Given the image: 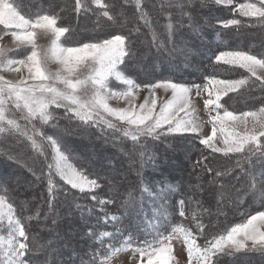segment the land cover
Wrapping results in <instances>:
<instances>
[{"label":"snow or ice","instance_id":"1","mask_svg":"<svg viewBox=\"0 0 264 264\" xmlns=\"http://www.w3.org/2000/svg\"><path fill=\"white\" fill-rule=\"evenodd\" d=\"M145 3L146 0H123V4L135 8L134 17L129 18L122 6L118 10L117 5L108 0H74L72 10L77 15L96 10L94 27L105 35L70 44L68 41L74 30L71 25L60 23L62 17L59 12L25 14L16 0H0V26L10 30L3 34H10L15 50L23 53L19 57H10L8 53L13 49L0 44V73L27 70V76L15 81L0 74V144L9 138L27 144L31 156H26L23 151L16 155L5 151V154L10 160L20 163L37 182L45 183L49 211L54 206L57 194L63 191L67 196L70 188L86 194L95 203V211L101 213L97 217V224H112L114 231L89 229L88 236L98 242L103 251H93L92 259L87 264H107L111 255L127 248L138 252L142 260L146 259V264H170L175 234L183 237L188 264H220L223 256L233 257L242 252L264 254V210L247 215L242 222L212 234L205 231L209 225L203 219L204 215H226L225 206L242 203L248 196L259 200L264 206V169L254 172L244 168V164L251 166L253 157L264 159V100L259 108L239 113L230 111L226 106L227 101L221 102L223 97L232 99L229 93L239 94L241 90L251 92L257 86L264 89V55L258 57L251 54L250 50L219 51L215 55L217 65L243 69L248 73L238 79H220L212 75L205 77L207 82L203 85H188L172 79L137 83L127 72V61L135 55L132 35L139 34L140 28L134 24L127 34L112 29L126 27L130 20L142 22L152 37V46L157 50L165 48V42L153 26V17ZM213 3L225 6L235 4V13L250 18V21H243L234 16L218 21L224 29L235 28L239 31L242 26H264V0H244L241 3H236V0H213ZM159 5L166 19L161 27L168 42H172L178 26H183L185 20L189 28L199 31L193 16L194 0H159ZM173 7L178 10V20L169 10ZM63 11L65 9H61ZM41 34L50 38L47 47L37 43L38 35ZM2 38L0 36V40ZM179 51L188 54L186 47ZM50 63L58 65L55 71L49 69ZM114 85L123 87L117 90ZM193 89L197 96L201 91L207 92L203 105L209 112L211 133L200 138L199 143L209 150V155H203L197 164H203L202 170L206 173H214L208 183L217 186L214 193L215 213L211 208L202 207L199 211L193 209L189 212V206L193 204L192 197H181L172 205L169 198L177 191L175 185L165 181L149 182L142 178L139 185L141 201L136 200L132 190H126L127 196L120 201V206L126 214L131 215L146 197L152 200L154 211L151 219L146 214L144 227L136 226L137 231L145 233L143 240L133 231L125 235L126 230L119 226L121 218L107 210L108 205L117 203L115 197L121 195L116 185L109 181L111 189L115 191L110 196H101L98 192L102 187L99 177L90 173L85 164L78 166L72 162V155L63 142V134L86 133L93 127L112 130L124 139L130 138L134 146L141 147L143 167L146 155L143 149L146 146L142 141L200 133L201 125L192 116L195 111L191 105ZM143 90H147L148 95L137 103L139 92ZM157 90H163L166 94L170 92V96L162 99L159 105ZM111 100H122L126 106L113 107L109 103ZM58 109H64V118L70 124L73 119L78 121L75 129H59ZM114 121L124 127H117ZM45 127L57 131L48 134L44 131ZM215 153L229 159L236 156L234 166L223 171L214 169L210 155ZM147 162L155 167V158L151 154H148ZM234 168H239L242 174L247 175L246 186L236 188L235 185L220 183L218 178L230 175ZM239 179L237 176L236 180ZM7 183L0 177V186ZM135 187L130 186L132 189ZM195 203L197 206L201 204L200 201ZM75 207L82 213L87 211L91 214L93 211L80 203H75ZM170 208L173 211L178 209L180 217L190 219L192 227L184 223L172 224L169 219ZM39 218L40 211L37 209L34 216L21 219L7 191L0 194V264H40L34 259V254L43 251L46 246L37 243L25 223V220L38 221ZM193 229L196 230L195 234ZM198 237L202 243H198ZM47 243L51 245L52 241ZM99 255H103V259H98ZM44 264L51 262L46 260ZM81 264L85 262L82 260Z\"/></svg>","mask_w":264,"mask_h":264},{"label":"rangeland","instance_id":"2","mask_svg":"<svg viewBox=\"0 0 264 264\" xmlns=\"http://www.w3.org/2000/svg\"><path fill=\"white\" fill-rule=\"evenodd\" d=\"M109 1V0H108ZM212 1L213 0H209ZM237 2V1H236ZM20 3V10L21 8L26 11V14L35 13L37 11H33L35 8L40 11H52V12H59L62 21H60L63 25H71L74 32L72 36L69 38L68 43L75 44L78 42H87L90 39L98 38L100 36L105 35L104 32L97 30L94 27V22L96 19L95 16V9L93 11L88 12L86 14L83 13L82 19H77L74 16L73 7L71 8V4L73 3L71 0H19ZM64 3V7H61V4ZM66 4V7H65ZM22 5V6H21ZM221 7H216V11H222V7L224 8L225 12L230 11L232 8L235 7V4L225 6L220 5ZM67 8L65 10L68 14L69 20H64L65 14L61 12V9ZM201 13L205 12L204 6L198 7ZM60 9V10H59ZM22 11V10H21ZM194 11L198 14V18H201L200 12ZM155 13V12H154ZM235 13V12H234ZM157 14V13H156ZM178 14V13H177ZM238 14V13H236ZM134 15V13H133ZM176 15V13H175ZM158 17V15H157ZM175 19H178L179 16H175ZM158 20V19H156ZM214 20V19H213ZM212 21V20H210ZM131 22V20H130ZM136 25L140 28L139 34H133L132 40L134 41L133 48L135 55L132 59L127 61V72L129 75L134 77L137 83L144 84L155 82L157 80L163 79H170L169 76H154L153 68L150 62H146L144 60V55L151 56L152 42L148 39L146 35V31L139 21L131 22L126 27H118L116 29H112L113 31H119L124 34H127V30L133 25ZM163 30V29H161ZM10 31V30H9ZM177 32L174 34V38H178ZM2 40H0V44L5 46L9 49H14L15 45L13 43L11 35H4L2 36ZM247 37V36H246ZM49 37L46 35H38L37 43L43 47H47L49 44ZM246 39V38H245ZM244 39V40H245ZM164 40L167 41V38ZM249 43V42H248ZM247 41H244L245 46H249L253 49L254 53H257V48L262 46L264 48V31L260 32V35H257L253 38L252 44L249 45ZM167 50H173L172 47L168 46L167 41ZM258 45V46H257ZM173 46V45H172ZM213 53L218 54L217 45L212 46ZM169 51V52H171ZM10 57H19L22 56L23 53L17 50L10 51L8 53ZM213 57V54H212ZM191 58V57H190ZM189 59V58H188ZM196 60L195 58H193ZM198 62V61H197ZM200 66L203 67L202 64ZM49 69L55 71L58 67L56 63H50L48 65ZM190 68H192L190 66ZM201 68L195 66V70L198 71L199 74H203ZM243 70V69H242ZM194 72V71H193ZM192 72V73H193ZM146 73V74H145ZM4 75L7 79L10 80H17L21 76H27V70L22 69L20 73L15 72H4L0 73ZM185 72H181L182 78H171L174 82L185 83L191 85V80L183 79ZM180 75V74H179ZM241 75H248V73L243 70ZM240 75V76H241ZM196 76L199 79L202 76ZM238 74L236 76H220V79H238L240 78ZM185 76L184 78H186ZM207 81L203 82L205 84ZM201 84V85H203ZM114 87L119 90L122 88V85H114ZM148 95L147 90H143L139 92V99L137 103L142 102L143 97ZM170 96L169 93H164L163 90H157V102L158 105L162 99L167 98ZM207 98V92L201 91L200 95H196V90L193 89L191 93V105L195 111L192 113V116L197 120V122L201 125V131L199 134H185L183 136L178 137H167L162 138L160 143H153L151 139L146 140L143 145L153 144V152L152 156L155 158V165L157 167L162 168L161 171H155L157 175L161 173V175L165 174L167 178L168 174L175 175L176 178L180 179L181 183L185 185L184 189H187V195L192 197L193 200V207L195 206V202L199 201L198 199L201 198L204 201H208L213 213H215V199L214 193L217 190V186L215 184H209L208 181L213 179L214 173L209 174L203 171V164H197V161L203 155H209L208 152H199L200 149L198 148V144L195 141V138H202L205 135L211 133V123L209 122V112L208 109L203 105V99ZM214 98V97H213ZM264 99V98H262ZM238 100V98L236 99ZM261 100V99H260ZM260 100L256 101L261 102ZM224 101V99L222 100ZM111 106L113 107H125L126 104L122 100H111L109 101ZM261 103L257 104L256 107L245 108L239 103H235V106L230 109V111H236L237 113L242 111H249L255 110L259 108ZM62 109L56 110V114L59 118L62 116ZM214 114V113H212ZM183 115V113H181ZM17 118H19V113H17ZM63 119V118H62ZM58 120L59 129L63 130L64 128H68L70 124L65 123L63 126L62 122ZM67 121V120H66ZM65 122V121H64ZM68 122V121H67ZM23 124L24 121L21 120ZM117 124V127H124L118 121H114ZM39 126V125H37ZM44 131L48 134H52L56 129L52 127H45ZM109 133L110 130H108ZM121 135H117L116 133L109 134L106 137L97 135L94 137L91 133H81V132H74L73 134H63V142L67 146V149L72 155V162L77 164H85L87 170L92 173L94 176H98L100 179V183L102 187L98 190L101 196H105L111 185L109 181H111L112 185H116V188L119 190V193H125L128 190L130 184L135 183L140 179L139 176L142 177V172L140 169H146L145 165L147 163V157L145 155V164L141 167V158L138 151H135L133 148V143H130L129 139H124L120 137ZM118 139V140H116ZM120 142V146L117 143ZM15 142L11 138H9L5 143L0 144V177L4 178L8 181L6 185L0 186V194H5L7 191V195L10 199V202L14 204L18 217L21 219L34 216L37 209L40 211V218L37 221L33 219L32 221H26L25 223L28 224L30 234L36 237L37 243L47 246L48 241H53V245H57L56 248L60 247V244L63 242L67 245L72 244L71 236H74V239L78 237L86 238V243H81V246L77 245H69L74 249V254L76 255L77 250L80 253H84L86 256H90V259L85 260V264L89 260L92 259V252L97 251L98 253H102V249H100L98 242H94L92 238L88 236V231L90 228V219L93 218L91 216L90 219L87 217L91 214L85 215L87 211L81 212L80 209L75 207V203H80L82 206L90 208L92 200L88 197L80 198L79 196L82 193L71 190L69 197H63L64 192L61 191L57 194V199L54 201V206L51 211L48 208V193L46 190V185L43 182H37L34 177L30 175V173L18 162L15 160H10L8 156L5 154V151L10 152V154L14 155L13 152L16 154L23 151L24 154H29L28 151L21 146L18 148V152L15 151ZM11 145V146H10ZM9 146V147H8ZM124 150L127 152L125 153ZM50 151V150H49ZM156 151V152H155ZM221 155V154H220ZM222 156V155H221ZM221 157L216 155H210V161L213 160L218 165L214 167L215 169H221L226 167L225 164L221 163ZM251 166L248 164H244V168L246 171H254L259 172L261 169H264V159H259V157L252 158ZM235 162L231 164L234 166ZM232 166V167H233ZM150 170V169H149ZM258 170V171H257ZM222 171V170H221ZM116 172V173H115ZM239 176L240 179L237 181L236 177ZM124 178V179H123ZM220 183L225 185H235L236 188H241L242 186H246L248 183V177L245 174H242L239 168H234V171L228 175L218 178ZM128 181V182H127ZM140 182V181H139ZM62 183V182H60ZM121 183V184H120ZM68 187V186H65ZM203 189V191H201ZM86 195V194H84ZM110 196V195H109ZM252 197L248 196L244 199V205H249L251 207H243L241 203H230L224 207V212L226 215H211L209 216L211 222L215 225L216 230L215 232L223 231L225 228H222V224L224 222L228 223L232 219H238L244 215L255 214L259 208H261V202H258V206H252L253 202L249 201ZM75 201V202H74ZM249 201V203H248ZM90 203V205L88 204ZM94 206L95 203L93 202ZM113 205H108L107 210L110 213H113V210H109L112 208ZM252 208V209H251ZM193 208L189 211L191 212ZM251 212V213H250ZM88 213V212H87ZM244 215H241V214ZM69 214V215H68ZM46 217V218H45ZM97 218V217H96ZM76 219L78 221H76ZM55 220V223H53ZM97 221V220H96ZM243 221V220H242ZM241 221V222H242ZM80 222L82 224H80ZM187 225L190 227L191 222L190 219H186ZM210 222V221H209ZM210 222V223H211ZM76 223V224H75ZM79 224V225H78ZM231 224V223H230ZM228 224V225H230ZM236 223H233V225ZM81 225V226H80ZM76 226V227H75ZM232 226V225H231ZM80 228V229H78ZM82 228V229H81ZM78 229V230H77ZM79 230H81L79 232ZM54 234V236H53ZM74 234H77L74 235ZM81 235L82 237L78 236ZM87 235V237L85 236ZM52 242V243H53ZM202 239L198 237V243H202ZM173 245V259L170 261V264H188V256L186 245L184 244L183 237L179 234L174 235V239L172 241ZM67 247V246H66ZM98 248V249H97ZM67 256V255H65ZM67 259V258H66ZM69 259V258H68ZM98 259H103V255H99ZM107 264H146V259L142 260L141 256L138 252L133 251L131 248H127L115 255H111L107 261ZM220 264H264V254L258 252H248V253H237L235 256H223L221 258Z\"/></svg>","mask_w":264,"mask_h":264},{"label":"trees","instance_id":"3","mask_svg":"<svg viewBox=\"0 0 264 264\" xmlns=\"http://www.w3.org/2000/svg\"><path fill=\"white\" fill-rule=\"evenodd\" d=\"M71 1L73 2L71 4V8H72V7H74V0H71ZM236 1H237L236 3L244 2V0H236ZM16 2L20 6L19 0H16ZM108 2L109 3H115L117 5L118 10H121V6H122V10L124 11V13L129 18L134 17L135 8L131 5L123 4V0H109ZM201 3H202V0H194L193 16L196 19V23L199 25V31L198 32L194 31L192 28H189L187 20H185L183 26H178V28H177L176 32L179 35L178 38L176 37V39H175L173 36L172 42H168V46L172 47V49H174V52H173V50L172 51L167 50V48L157 50L156 47L152 46L153 49L151 50L152 51L151 56L146 57L144 55V60L146 62L151 63V66L153 68V74L152 75H154L155 77L167 75V76H169V78L171 77L174 79L175 76L173 75L172 72H176V73L180 74V75H178L179 77H176V78H182L181 72L184 71L185 72L184 77L185 76H187V77L186 78L183 77V79L191 80V85H192V84H203V82L206 81L205 77L212 76V75H216L217 77H220V76H227L228 74L231 76H236V74H238L240 76L242 74V71H243L242 69H239V68L233 69V68H231V66L217 65L215 63V55L216 54L213 53L214 51L212 49V46L213 45L215 46V44L217 45V51L216 52L224 51V50H245V51L250 50L251 54L257 55L258 57L264 55V48L262 46L261 47L259 46L257 48L258 49L257 53L256 52L254 53V51L251 47L243 45L245 40L247 41V43L249 42L248 43L249 45H252V46L255 45V44H252V40L257 35H260V32L264 31V26H262L260 24H256L255 26H252V27L242 26L239 29V31H237L235 28L224 29L220 26L218 21L230 19V18H233L234 16H235V18L241 19L243 21H250V18L240 17L239 14L234 13L233 8L228 12H225L223 7L221 9L224 12L216 11L215 6L216 7H221V6L216 5L215 3H213L212 1H209V0H203V6L205 8V12L201 13L199 11V8H198V7H201ZM153 5H155V7H153ZM61 7H64V3L61 4ZM65 7H66V4H65ZM145 7L150 11V13L153 17V26L156 28L157 32L161 33L160 38L165 42V47H166L167 41L164 39L167 37L165 35H163L164 30H161V29H163L161 27V25L166 23V19H165L164 15H162V13L160 12L159 0H146ZM64 9L68 10L67 8H64ZM21 10L23 13L26 14L25 10H23L22 8H21ZM169 10L173 13V17L175 19L176 18L175 16L176 15L178 16V14H177L178 10L174 7L169 9ZM195 10L200 12V15H201L200 19L198 18L199 13L194 12ZM33 11H40V10L35 8ZM65 12L63 11L64 14H65ZM133 13H134V15H133ZM175 13H176V15H175ZM157 15H158V17H157ZM74 16L77 17V19H82L81 17H83V13H81L80 15H77V13L74 12ZM64 18H65L64 20H69L67 12H66ZM156 19H158V20H156ZM210 20H212V21H210ZM131 22L136 23V21H134V20H131ZM131 22H129V23H131ZM140 24L144 27L142 29L144 31H146V35H147L148 39L150 40V42H152V37L149 34L148 29L143 25L142 22H140ZM4 31H8V30H4L3 26H0V36H3ZM185 47L188 50L187 55L182 54L179 51V49L185 48ZM169 51H171V52H169ZM212 54H213V57H212ZM193 58H195L196 60H194ZM200 64H202L203 67L200 66ZM190 66L192 68H190ZM195 66H198L199 68H201L200 71L202 70L203 74H199L198 71L195 70ZM192 71H194V73H192ZM198 75H200L202 77L199 79L198 77H196ZM258 83L259 82H257V84ZM229 96L232 97V99H229V97H223L222 100L224 99V101H221L222 103L227 101L226 106L228 107L229 110L233 109L232 107L235 106V103H239L242 106H245V108L247 107V108L252 109L253 107H256L257 104L261 103V102L257 103L256 101H258L260 99H261L260 101L264 100V99H262V98H264V89H261L259 86H257L251 92H249L247 90H241V92L239 94L229 93ZM237 98H238V100H236ZM62 110H63L62 111L63 113L61 115L62 117L60 118L61 119L60 121L62 122L63 126H65V123H67V124H70V123H69L68 119L64 118L65 117V111H64V109H62ZM69 115H71V114H69ZM77 125H78V121L73 119L70 126H67V127L75 129L77 127ZM110 132H113V131L110 130ZM88 133H91L94 137H96L97 135L106 137L107 135L113 134L114 132L109 133L108 129L93 127V128H90L88 130ZM116 134L120 135L119 133H116ZM200 138H195V141L198 144V148L200 149L199 152H208L209 153V150L206 149L203 145H201L199 143ZM161 139L160 140H151V141H153V143H160ZM12 140L16 141L15 146H14L16 150H18V148H21V146H22L29 153V154H25L26 156L32 155V152L28 149V146L26 143H24L23 141L18 143L17 140H15V139H12ZM116 140H118V139H116ZM129 140H130V138H129ZM144 142L145 141H142L141 143L143 144ZM117 143L119 144V146L121 145L120 142L117 141ZM130 143H133V142L130 140ZM145 146L146 147L143 150L145 151L146 156H148V154H152L153 144L149 143L148 145H145ZM133 148L135 151H138V153L140 155V152L142 150L141 147L139 145H136V146H133ZM124 152L126 153L127 151L124 150ZM13 153H14V155H16L15 152H13ZM211 155H213V154H211ZM214 155L220 156L221 157L220 158L221 163L225 164L226 167L219 169L222 171L227 167H232L233 165L231 166V164L233 162H235V160L237 158L236 156H233L231 159H229V158L221 156L219 153H215ZM199 160H201V157L199 158ZM204 163H207V162H204ZM216 165H218V163H216L215 161L213 162V160H212L211 166L214 168V167H216ZM145 168L146 169H142V168L140 169V171L142 172V174H141L142 177L139 176L140 179L144 178L149 182H155V183L165 181L167 183H170V184H173L176 186L177 191L174 194H172L169 198L172 205H175L176 202L181 197H184V198L189 197V195H187V189L186 190L184 189V187H186V186L183 185L181 183L180 179L176 178L175 175L168 174L167 178L165 177V174L161 175V173H160L159 175H157L155 171L159 172V171H161L162 168L157 167L156 165H155V167H153V164L149 163V162L146 163ZM139 181H141V180H139ZM139 181L130 184V186H136L134 189L130 188V186L128 188V190L133 191V195L137 201H141V191L139 188V185H140ZM71 193L72 192L69 189L67 196L63 195V197L67 198L70 196ZM120 194L121 195L116 196L118 198L115 197L117 199V203L113 204L112 208H110L109 210L110 211L113 210V213H115L117 216H119L121 218L122 223L119 226L126 230L125 235H127L128 231H133L139 237L140 240H143L145 238V233L142 231H137L136 226L140 225L141 227H144V225L146 223V219H145L146 214H147L148 219H151L152 213L154 211L153 202L151 199H148L146 197L143 198L142 205H138L136 211L132 212L131 215H128L125 213V209L120 206V201L126 198L127 193L125 191V193L120 192ZM106 195H108V194H106ZM83 196H84V198H86V197L88 198V196L84 195V194L80 195L79 197L82 198ZM198 200L201 202L200 206H197L195 204V206L193 207L194 204H192L189 206V209H188L189 211L192 208L199 211L201 207L202 208H208V206H210L208 201H204L201 198H199ZM249 201L253 202L252 206H256V205L258 206V204H259L258 202L256 203V200H253V198ZM249 201H248V203H249ZM157 203H159V202H157ZM88 204L90 205L89 202H88ZM241 206L251 207L249 205H244V202L241 203ZM89 207L90 208L93 207V211H92L91 215H89L87 217L88 219H90L91 216L93 217L90 219V222H89V224L91 226L90 228L93 227V230L106 229L108 231H114V228H113L111 223H109L108 225H104L102 223L97 224V221H96L97 218L96 217L100 216L101 213L95 211V206L93 204V201L91 202V205ZM258 210H264V206H261V208H259ZM94 213H97L99 215L95 216ZM169 213H170L169 219H170V222L172 224L184 223L187 225L186 219L183 217H180L178 215V209L173 211L170 208ZM88 214L89 213L86 212L85 215L87 216ZM247 215L239 217L238 219H235V220L232 219L228 223L224 222L222 224V228L224 227L226 229L227 227L233 225V223L241 222L242 220H244L246 218ZM203 219H204V223L206 225H209V227L206 228L205 231L209 234L215 233L216 224H215V227H212V225H214L211 222L212 219H210L208 215H204ZM153 223H156V221H153ZM228 224H230V225H228ZM190 227H192V225H190ZM170 230L171 229L169 228V231ZM149 231H151V229H149ZM193 231L195 234L196 230L193 229ZM53 236H54V234H53ZM85 236L87 237V235H85ZM72 237L74 239V236H72ZM79 240H80V238H79ZM81 240H84L83 244L86 243L84 238H81ZM76 241H78V238H76ZM53 244H54V242L50 246L45 247L44 254L45 253L47 254V255H45V257L42 256V258L40 257L38 259L37 253H35L34 257L37 259V260L36 259L35 260L39 261L40 264H44V262L46 260L51 262V264H74V262H75V264H77L78 261L81 264L82 260L85 262V260H86L85 258L90 259V257L88 258V256L84 255V253L81 254L78 250H77V253L75 255L74 249L72 247H70L71 245H74L73 243L69 244L70 245L69 246V245L62 242L60 244L59 248H56L57 245H53ZM81 245L82 244H80V246ZM78 254H80L81 256L80 255L78 256ZM65 255H67V256H65ZM77 256L79 259L81 258L82 260L75 259V258H77Z\"/></svg>","mask_w":264,"mask_h":264},{"label":"bare ground","instance_id":"4","mask_svg":"<svg viewBox=\"0 0 264 264\" xmlns=\"http://www.w3.org/2000/svg\"><path fill=\"white\" fill-rule=\"evenodd\" d=\"M178 71V70H177ZM193 72V71H192ZM167 73V72H166ZM173 73V75L175 76V77H179L178 75H179V73H176V72H172ZM194 73V72H193ZM192 74V73H191ZM145 83V82H144ZM9 147V146H8ZM14 147V146H13ZM19 150V149H18ZM18 150H16L15 149V151H17L18 152ZM126 151V150H125ZM258 171V170H257ZM116 173V172H115ZM124 179V178H123ZM121 184V183H120ZM181 190V189H180ZM183 190V189H182ZM115 190H113V189H111V187L109 188V190L107 191V193H105V194H108V195H112L113 194V192H114ZM182 192V191H181ZM106 196V195H105ZM116 198H118V197H116ZM69 215V214H68ZM94 215L95 216H98L99 214H97V213H94ZM76 221H78L77 219H76ZM76 224V223H75ZM80 224H82L81 222H80ZM79 225V224H78ZM81 226V225H80ZM76 227V226H75ZM78 229H80V228H78ZM77 229V230H78ZM82 229V228H81ZM81 230H79V232H80ZM74 235H76L77 236V234H74ZM78 236H80V237H82L81 235H79L78 234ZM78 238V237H77ZM88 238V237H87ZM71 239H72V243L74 244V245H77L78 247L80 246V244L81 243H83L84 242V240H79L78 239V241H76V239H73V237L71 236ZM85 241H86V238H85ZM44 251L45 250H43V251H40V252H38L37 253V257H38V259L41 257L42 258V256H44L45 257V255H47L46 253L44 254ZM82 254V253H81ZM80 254H78V256H79ZM78 256H77V258H75V259H79L78 258ZM81 256V255H80ZM90 256H88V258H89ZM47 258V257H46ZM85 258V257H84ZM34 259H36L35 257H34ZM85 259H87V258H85ZM37 260V259H36ZM44 260V259H43ZM79 260H82L81 258L79 259ZM74 264H75V262H74ZM77 264H80V262L78 261V263Z\"/></svg>","mask_w":264,"mask_h":264},{"label":"crops","instance_id":"5","mask_svg":"<svg viewBox=\"0 0 264 264\" xmlns=\"http://www.w3.org/2000/svg\"><path fill=\"white\" fill-rule=\"evenodd\" d=\"M8 31H9V30H8ZM3 36H4V34H3ZM13 50H15V48H14Z\"/></svg>","mask_w":264,"mask_h":264}]
</instances>
